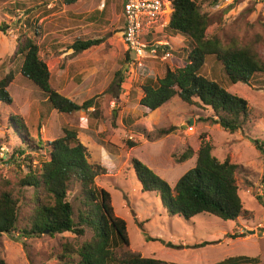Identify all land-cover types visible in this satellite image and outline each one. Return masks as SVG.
Masks as SVG:
<instances>
[{"label":"rangeland","instance_id":"obj_1","mask_svg":"<svg viewBox=\"0 0 264 264\" xmlns=\"http://www.w3.org/2000/svg\"><path fill=\"white\" fill-rule=\"evenodd\" d=\"M110 1L105 4V22L93 24L84 21L87 14H69L61 0H0V24L9 25L6 33L0 32V78L9 73L14 77L8 89L13 102L0 103V180L14 186L17 199L18 191H26L19 226L24 227L33 206L32 189L19 187L22 174L18 165L24 164L23 159L29 155L30 165L41 167L37 156L45 154L28 149L27 144L52 142L61 137V125L65 122L80 129L78 138L87 148L88 163L105 170L96 178V186L110 194L115 215L127 224L130 245L119 249V256L139 253L168 264H217L229 258H242L244 264H264V206L254 197L264 191V155L256 144V141L264 143V85L230 87L224 81L229 92L249 104L251 122L236 134L228 133L213 120L206 121L212 117L210 109L189 106L178 96L163 109L147 112L138 104L141 85L147 78H160L169 67L184 65L186 54L172 52L175 57L165 64L153 63L157 66L137 72L131 64L134 55L129 53L130 61L126 63L127 51L118 28L122 3L118 6L117 1ZM198 1L211 19L207 31L210 37L217 36L224 44L236 41L241 46L254 45L264 56V0H218L217 7L212 6L213 0ZM16 12L24 13L21 21ZM28 20L41 25L40 56L50 65L52 89L78 105L89 100L100 105L101 120L96 129H89L85 110L72 115L56 111L48 115L43 93L22 77V59L15 53L18 37L28 30L25 28ZM151 33L152 40H172L178 35L173 40L175 44L171 41L174 49L186 48L189 43L188 38L172 31L157 29ZM77 38L99 39L102 43L75 54L71 46ZM121 70L122 83L117 75ZM203 74L213 79L214 74L224 80L222 67L213 56L207 58ZM170 128L175 130L160 137V130ZM126 140L137 142V146L129 148ZM204 142L214 146L213 155L220 161L229 158L240 167L236 175L240 196L252 219L225 222L208 214L190 220L178 215L171 217L162 204L160 192H142L132 159H138L174 187L195 167L197 152ZM188 148H192L193 157L178 164L176 159ZM20 150L25 151L22 157ZM21 171L27 173V167L22 166ZM78 191L76 188L70 193L72 202ZM91 236V233L83 237L64 233L22 239L19 234H6L0 242V264H72L67 257L59 261L64 245L78 246Z\"/></svg>","mask_w":264,"mask_h":264},{"label":"trees","instance_id":"obj_2","mask_svg":"<svg viewBox=\"0 0 264 264\" xmlns=\"http://www.w3.org/2000/svg\"><path fill=\"white\" fill-rule=\"evenodd\" d=\"M85 1L61 0V3L65 11L71 14ZM171 2L173 12L168 26L163 30L178 33L189 39L186 48L173 47L174 53L182 51L186 54L185 64L176 69L168 68L160 78L149 79L141 85L138 93L139 106L149 113L154 112L178 96L189 106L210 109L212 117L205 120H213L230 134L246 129L251 122L248 101L229 92L224 86V81L230 87L236 84L264 85V56L254 45L241 46L236 41L224 44L219 37H210L207 31L211 19L205 11V6L198 0ZM211 3L217 7L219 1L213 0ZM23 14L16 12L14 15L21 21ZM99 18L101 23L105 22L106 7L101 12L93 11L84 21L95 24L99 22ZM26 22L25 28L28 30L18 37L15 53L22 59V77L43 93L48 115L54 111L61 115H72L85 110L89 129H96L101 120L100 105L95 104L93 100L78 105L66 95L52 89L50 65L40 56L42 45L38 41L42 37L41 25L31 20ZM8 30L9 25L0 24L1 33ZM28 32L31 33L30 36ZM171 41L175 44V41ZM101 43L99 39L77 38L71 49L76 54L99 47ZM126 54L128 64L130 54ZM210 56L222 67L223 81L219 80L217 75L213 74V79L203 74L207 58ZM117 75L120 76V82H124L122 70ZM13 79L12 73L0 78L1 104L8 105L13 102L8 91ZM131 92L135 94L134 89ZM90 108H94V111L90 112ZM15 120L18 126L23 128V124L17 118ZM61 130L62 136L52 142L38 141L27 144V148L32 151L45 152V157L37 156L41 167L33 168L29 155L23 159L24 164L18 165L20 175L22 174L18 182L19 187L23 190L32 189V212L23 228L19 226V222L26 191H18L20 197L17 199L14 186L9 181L0 180V242L6 234H19L22 239H33L42 236L56 237L64 233L83 237L86 233H91L90 239L78 246L67 243L61 254L53 257L59 255L60 262L67 257L66 260L69 258L72 264H168L144 258L139 253L119 256V249L129 246L130 242L127 224L115 215L110 194L96 186V178L105 170L88 163L87 148L78 138L79 128L62 122ZM174 130L162 129L158 134L161 137ZM258 143L256 141L257 148L264 155V143ZM125 144L129 148L137 146V142L132 140H126ZM213 152L214 146L204 142L197 152L195 167L186 172L174 187L138 159H132L131 164L142 192H160L162 204L171 217L178 215L190 220L197 215L208 214L225 222L252 219L251 212L245 209L240 196L236 177L240 167L229 158L220 161ZM24 155L25 151L20 150L19 156ZM193 155L192 148H188L176 162L184 163ZM22 166L27 167V173L23 174ZM262 183L264 184V175ZM76 188L79 191L75 195V202H72L70 193ZM254 197L264 206V191L262 195ZM244 263L242 258H229L217 264Z\"/></svg>","mask_w":264,"mask_h":264},{"label":"built area","instance_id":"obj_3","mask_svg":"<svg viewBox=\"0 0 264 264\" xmlns=\"http://www.w3.org/2000/svg\"><path fill=\"white\" fill-rule=\"evenodd\" d=\"M172 12L169 0H124L122 41L126 51L135 56L131 63L134 68L147 67V61L165 64L173 57V47L167 39H145L151 31L167 27Z\"/></svg>","mask_w":264,"mask_h":264},{"label":"crops","instance_id":"obj_4","mask_svg":"<svg viewBox=\"0 0 264 264\" xmlns=\"http://www.w3.org/2000/svg\"><path fill=\"white\" fill-rule=\"evenodd\" d=\"M112 2H114V1H117V2H115L118 6L120 5V3H122V10H121V16H120V21H121V26H119L118 28H121V39H122V33H123V30H124V26H125V20H124V16H123V3H124V0H111ZM110 1V2H111ZM105 4H106V0H86L84 3H83V5L78 9V10H76V11H74L73 13L75 14L76 12H77V14H87V15H89L90 13H92L93 11H95V10H98V11H102L103 10V8L104 7H106L105 6ZM114 4V3H113ZM86 15V16H87ZM73 16V15H72ZM170 18H171V15L169 16V19H168V23L170 22ZM99 22H101V19L99 18ZM152 35V34H151ZM151 35H147L146 36V40H148V41H152V39H151ZM176 36H178V35H176ZM176 36L174 37V38H176ZM182 37V36H181ZM174 38L172 39V40H174ZM183 38V37H182ZM153 39H155V38H153ZM167 39V38H166ZM170 43H171V40H168ZM171 45H173L172 43H171ZM174 56V55H173ZM175 57V56H174ZM148 65H147V67H144V68H142V69H146V68H149L150 69V67H151V65L153 64L152 62H150V63H147ZM130 65V64H129ZM152 66H157V65H152ZM128 67V66H127ZM170 68V67H169ZM135 69H137V68H135ZM142 69H137V72L138 71H140V70H142ZM172 69V68H171ZM148 80H149V78H147ZM151 79V78H150ZM157 79V78H156ZM156 79H154V80H156ZM148 80H146V82L148 81ZM161 109H163V107L162 108H160V109H157L156 111H158V110H161ZM155 112V111H154ZM155 171H157V170H155Z\"/></svg>","mask_w":264,"mask_h":264}]
</instances>
